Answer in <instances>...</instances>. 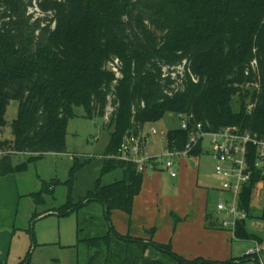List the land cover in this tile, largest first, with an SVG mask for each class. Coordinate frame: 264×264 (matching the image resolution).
Here are the masks:
<instances>
[{
	"label": "trees",
	"instance_id": "trees-1",
	"mask_svg": "<svg viewBox=\"0 0 264 264\" xmlns=\"http://www.w3.org/2000/svg\"><path fill=\"white\" fill-rule=\"evenodd\" d=\"M33 0H0V148L11 152L0 159V176L26 169L14 156L38 159L65 153L68 124L75 107L89 118H107L112 128L102 174L120 168L123 177L95 189L76 203L70 193L59 213L100 202L109 225L84 234L78 225V246L87 248V264H198L171 243L146 236L121 234L112 211L132 215L144 185V173L133 162L117 159L125 136L167 113L193 114L204 130L237 128L264 142V0H38L45 14L27 15ZM119 61L117 71L108 68ZM183 66V72L176 68ZM175 74V75H173ZM179 82V83H178ZM256 84L239 95L241 85ZM17 101L12 136L5 138L6 114ZM109 105L113 108L107 115ZM169 149L183 150L187 131L169 129ZM201 142L192 156L201 153ZM259 149L248 145L251 179L239 195L248 217L232 230L239 240L262 241L247 230L252 199L264 168H256ZM84 164H75L72 179ZM48 184L30 196L45 202ZM208 227H217L208 213ZM178 217L175 218V221ZM243 258H249L243 256ZM251 259V258H249Z\"/></svg>",
	"mask_w": 264,
	"mask_h": 264
},
{
	"label": "rangeland",
	"instance_id": "rangeland-1",
	"mask_svg": "<svg viewBox=\"0 0 264 264\" xmlns=\"http://www.w3.org/2000/svg\"><path fill=\"white\" fill-rule=\"evenodd\" d=\"M38 0H33L28 6L27 15L34 21L43 18L45 14L37 6ZM120 63L114 60L108 68L119 74ZM183 72V66L176 68ZM175 75V74H173ZM179 83V82H178ZM256 84L241 85L239 95L253 92ZM113 108L109 105L107 115ZM18 115V103L13 101L7 110V126L5 138L12 136V123ZM107 118L97 116L89 118L82 106L75 107V116L68 124V135L65 153H46L38 159H31L29 154L14 156L16 164L25 163L26 169L12 174L0 176V264H87V248L78 246V225L84 234L93 231H105L109 223L100 202H93L67 215L60 214V208L67 202L70 193L76 203L93 191L96 182L101 178L107 185L122 179L123 171L118 168L111 173L102 174L104 155L110 142L112 128H108ZM181 119L176 113H167L162 119L149 122L141 129L147 134L148 149L151 156L156 157L147 163L144 173L145 191L159 185L162 201L161 208L168 206V219H173L177 225H183L186 209L193 212L192 222L206 225L208 235L203 242L198 255L190 258H200L198 264H255L249 258H243L245 251L253 246V240H239L233 234V217L226 212H218L217 204L231 202L234 193L223 188L227 179L218 174L217 160L213 155L211 138L205 137L204 152L197 156L181 155L176 159V170L179 177L170 178V170L164 166L166 157V135L169 129L179 128ZM156 128L157 133H149ZM162 131L164 133H162ZM164 138V141H163ZM10 154V148H6ZM84 164L72 179L71 170L75 164ZM229 179V178H228ZM232 180V179H230ZM44 183L48 184V192L44 194L45 202L36 204L31 193L40 192ZM179 184L180 186H178ZM259 193V194H258ZM142 200V196L140 198ZM139 200V201H140ZM253 217L247 220V229L263 238L264 247V186L257 185L253 195ZM171 208V209H169ZM112 211V225H129L128 218L117 217ZM173 212V216L171 214ZM123 213V212H121ZM212 213L218 219L217 227L207 226L206 214ZM123 215V214H122ZM126 215V214H125ZM262 217V218H260ZM229 223L230 225H224ZM174 224V221H173ZM175 225V224H174ZM118 230V229H117ZM128 235V230L125 233Z\"/></svg>",
	"mask_w": 264,
	"mask_h": 264
},
{
	"label": "built area",
	"instance_id": "built-area-1",
	"mask_svg": "<svg viewBox=\"0 0 264 264\" xmlns=\"http://www.w3.org/2000/svg\"><path fill=\"white\" fill-rule=\"evenodd\" d=\"M178 115L181 119L180 128L188 132L189 141L183 150L168 148L164 153V157H166L164 166L167 170H170L172 178L177 177V157L181 155L192 156L191 153L194 148L200 142L203 144L205 137L209 135L213 147V155L217 160L216 170L218 174L227 178L223 183V188L234 193L233 201L220 202L217 204V209L218 212H226L233 217L232 224L234 229L237 220L248 217L247 211L242 209L239 204V195L244 185L251 179L250 165L247 159L248 145L254 143L258 146L259 155L255 162V167L264 168V142L258 141L248 133L241 134L237 128L208 132L204 130L201 122L195 121L192 123L195 118L193 114L180 113ZM156 131V128H153L148 134L157 133ZM162 133L164 132L162 131ZM5 155H8L7 150L0 148V159ZM114 157L133 162L140 171H144L147 163L156 158L150 155L147 148V134L144 135L141 130L137 134L131 133V135L125 136L118 154ZM244 256L254 260L255 264H264V247L258 240H253V246L245 251Z\"/></svg>",
	"mask_w": 264,
	"mask_h": 264
},
{
	"label": "crops",
	"instance_id": "crops-1",
	"mask_svg": "<svg viewBox=\"0 0 264 264\" xmlns=\"http://www.w3.org/2000/svg\"><path fill=\"white\" fill-rule=\"evenodd\" d=\"M201 146L202 147H201L200 155L203 154L204 152L203 145ZM200 155H198L197 157H200ZM178 177L179 175H177V177L175 178H172L170 176V178L172 179H177ZM158 184L160 185V183ZM158 184H155V188H153V190L148 189L146 191H145L146 184L143 185L142 191L135 199L132 215L131 216L127 214L125 215V213H121V212L116 213L118 218L120 216H123L124 219L128 218L127 221L129 222V225L127 226L116 225L115 228L118 229L120 233H125V231L128 230V235L137 236V237L146 236L145 233L146 229L154 228L155 229L154 239L156 241L162 243H171L173 249L177 253L183 255L184 257L190 258L193 255L196 254L198 255L199 253H202L200 252V250L201 248L203 249V242L199 243L197 239H203L204 236L209 234L208 233L209 230L205 228L206 225H204V222L203 225H200L199 219H201V214L198 215L197 222L195 223L192 222L193 217H191L193 212H189V210L186 209V213H185L186 217L183 225H177L175 223V218L177 216L174 217V220L168 219L167 216L170 215V213H168L167 211L168 206L161 208L162 201L164 200V198L166 199L167 197L163 195L161 196ZM259 184H262L264 186V181L259 182L258 185ZM177 185L180 186L179 184ZM160 186L162 187V185ZM141 196H142V200H140ZM252 207H254L253 200H252ZM171 214L173 216V212H171ZM210 215L212 221H217L219 223L218 219L214 220L215 217L213 216L212 213ZM249 219L250 218H248L247 220ZM173 221L175 225L173 224ZM205 221L209 223V221L206 218ZM256 236L263 243V238H261L259 235ZM241 264H245V263H241Z\"/></svg>",
	"mask_w": 264,
	"mask_h": 264
}]
</instances>
